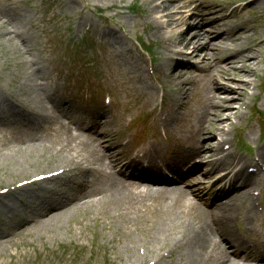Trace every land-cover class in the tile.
I'll use <instances>...</instances> for the list:
<instances>
[{"label": "rangeland", "instance_id": "1", "mask_svg": "<svg viewBox=\"0 0 264 264\" xmlns=\"http://www.w3.org/2000/svg\"><path fill=\"white\" fill-rule=\"evenodd\" d=\"M247 1L202 0L198 13L201 16L211 2L218 9L224 5L239 6L238 9L246 7L239 12L251 22L247 33L251 37L264 38V0L251 6ZM150 7L149 0H0V17L5 15L9 20L0 31L7 32L11 38L8 41L0 36V201L4 202L11 192L26 185L18 179L17 172L22 167L36 177L59 168L63 160L75 161L77 166L93 162L84 151L60 152L67 142L52 123L36 120L28 125L24 119L16 117L17 110L37 107L45 95L67 97L69 94L81 104L104 103V93L111 95L114 102L109 104L110 114L104 115L95 125L99 136L115 133L119 142L113 150L123 147L131 150L133 134L143 137L141 144L148 140V129L154 128L148 113L157 102L144 103L146 93L140 82L144 74L139 67L143 63L135 56L139 55V59L150 64L153 58L158 62L165 52L162 44L152 37L150 23L154 18ZM213 18L216 19L214 23L220 22L216 16ZM210 26L204 23L203 32L210 30ZM114 28L119 33L116 35L126 32L131 39V44L125 46L129 53L119 51L104 37ZM248 41L247 38L237 44L247 45ZM17 47L18 52L12 49ZM259 51L260 63L256 73L249 76L253 84L251 90L256 86V79L264 77V45ZM256 98L255 107L264 110V96L260 94ZM236 106L234 101L232 108ZM242 110L246 115L237 127L243 129L234 142L238 144L237 151L244 155L243 143L252 152L259 134L258 130L251 135L248 133L253 123V109ZM71 117L78 125L93 121L79 113ZM230 127L224 129L229 132ZM236 132L240 133L239 129ZM216 139V136H208L203 138L202 144ZM200 160H195L193 165H200ZM97 166L103 170V166ZM203 169L202 166L189 176L198 175ZM97 181L96 186H92L102 189L105 181L99 177ZM259 184L264 200V180ZM89 202L91 204L78 212L71 223L62 221L60 227L51 224L30 229L36 232L30 240L25 239L21 231L15 233L10 229L17 223L18 226L22 224L23 220L33 219L29 215H33L35 208L23 209L19 215L23 219L14 223L10 222L13 217L8 209L1 211L0 264H141L143 258L146 264H154L156 258L167 257L170 250L174 264H186L178 260L181 255L177 257L176 247L185 232L183 220L169 221L162 226L164 221L160 214L152 212L155 206L124 208L120 207L119 200H103L97 196ZM243 223L241 217L238 225ZM12 240L16 243L14 247L10 246ZM5 245L12 251L6 250Z\"/></svg>", "mask_w": 264, "mask_h": 264}, {"label": "bare ground", "instance_id": "2", "mask_svg": "<svg viewBox=\"0 0 264 264\" xmlns=\"http://www.w3.org/2000/svg\"><path fill=\"white\" fill-rule=\"evenodd\" d=\"M177 1L179 0L149 1L151 13L155 15L151 24L153 36L166 43V48L169 51H171L172 40L165 29L171 28V25L174 24L175 14L178 10L180 11L181 8L189 10V16L183 22L191 26L192 30L194 29L192 38L185 43L183 52H172L183 56L186 53L185 50L195 47L192 54L195 58L200 57L201 60H197V63L191 65L187 62L174 61L172 57L166 56L159 66L166 71L168 80L172 81L173 78L176 86L175 92L178 95L177 98L173 97L169 88L165 90V99L168 102L169 110H165L160 115L157 111L154 112L155 117L162 123L167 119V114L172 111L169 106L170 98H173L172 101L176 103L177 114L179 113L178 109L189 105L188 102L184 103L183 101L188 93L185 91L186 84L192 86L195 84L190 80L189 75L196 74V78L200 82V95L195 100V104L186 117L185 124L182 125L183 130L180 132L185 145L177 153L176 159H166L163 160L162 165L156 164V159L160 156L151 147L146 149L143 157H148L146 160L147 169L153 168L154 173L142 171L140 166L143 167V164L137 162L138 156H134L124 164V161L129 158L124 154V150L111 151L112 144L116 141L115 133L111 132L104 137H98L94 127H72L64 121L72 109L79 112H90L95 116L96 121L97 118L110 114L104 105L76 109L69 106L64 98L54 96L52 101L57 103L61 109L60 115L55 119V125L66 133L67 138L70 139L68 142L71 147L83 146L96 149L97 146L100 147L104 138L107 139L106 143L110 145V148L107 147L109 153L107 155L93 154V162L95 165L106 166L110 172L105 178L99 174L101 171L92 165L77 166L72 161H62L60 164L67 173L54 176L48 184L38 185L33 181L35 176L32 177L28 169L25 170V167H22L20 172H17L18 179L23 182L32 181H29L27 187H20V189L11 192L10 197H7L4 202L0 201V212L9 209L13 213H17L21 208L37 205L33 213L39 214L43 222L59 223L71 215L69 206L72 203L79 206L78 202L81 200L72 199L77 192H83L85 197L100 196L103 200L109 198L111 201H114L115 197L123 201L129 199L130 196L133 199L141 198L143 201L155 199L157 202H161L156 207V213H159L161 221H164L162 226L169 221L185 220V233L180 239V245L183 244L182 252L186 254L191 263L203 264V261L209 260L215 264H225V260L231 254L240 259L251 258L255 255L246 239L238 230L232 228V225L239 216H242L246 219V228L249 230L255 228L259 212L251 192L257 185L259 177L257 172L264 165V143L257 150L256 158L249 162L233 149L224 150V145L230 144L229 141L233 137L229 138L223 125L230 123L235 126L236 123H233L232 119L235 121L243 119L241 108L247 100L248 90L252 84L249 76L256 73L261 56L258 50L264 44V40L247 34L248 27H250L248 20L247 18L237 19L235 17L236 8L231 11H227L226 7L219 10L215 3H211L200 16L198 13L201 8L199 1L202 0H181L178 3L179 6L173 7L171 4ZM259 1L252 0L251 2L256 4ZM225 11L228 14H224ZM215 16L221 20L219 23H214L216 19L213 17ZM203 23L212 25L210 30H207L208 32H203L201 29ZM108 32L104 34V37L109 40L111 45L124 51L127 46L126 39L116 35L115 32ZM247 38L249 39L247 45L237 44ZM213 39L215 41H211ZM143 70L146 75L145 78H141V82L153 95L156 87L153 84H147L151 76L148 69ZM234 101L238 106L235 109L232 108ZM15 115L26 119L28 124L40 117L36 109L30 108L17 110ZM80 128L84 130L81 131ZM208 136H220L218 144L213 143L205 146L201 144L200 140ZM199 158L202 159L201 162L206 161L204 169L198 174L202 176L201 179L196 175L197 177L191 176L183 181V175L187 173L188 165ZM250 165L256 168V173L248 172ZM201 168L202 166L199 169L194 167L191 171H199ZM167 170L175 173L174 179L165 176ZM98 177L105 182L102 189L96 190L94 186L98 182ZM224 179H228L227 182ZM200 182L206 185L201 187ZM218 182L219 184H215ZM220 184L222 188L212 192ZM204 192L213 195V197L205 198V203L216 207L213 209L214 211L209 215L202 214L203 217L197 219L187 216L190 209L196 212L203 211L199 210L193 201ZM222 194H229L230 205L225 208L222 207L224 200L220 201L219 199ZM67 206L68 208H66ZM127 206L147 207L145 203L137 201L120 202V207L126 208ZM183 206L188 210L181 209ZM227 247L231 249V253L226 250ZM261 256L264 258V251ZM158 259L159 264H173L172 262H162V258ZM238 262L235 259L230 264H238Z\"/></svg>", "mask_w": 264, "mask_h": 264}]
</instances>
